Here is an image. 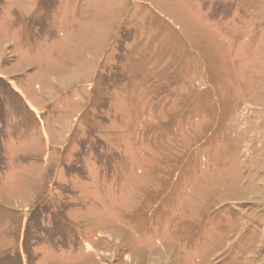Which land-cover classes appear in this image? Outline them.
I'll use <instances>...</instances> for the list:
<instances>
[{
	"label": "rangeland",
	"instance_id": "374dc122",
	"mask_svg": "<svg viewBox=\"0 0 264 264\" xmlns=\"http://www.w3.org/2000/svg\"><path fill=\"white\" fill-rule=\"evenodd\" d=\"M0 264H264V0H0Z\"/></svg>",
	"mask_w": 264,
	"mask_h": 264
}]
</instances>
